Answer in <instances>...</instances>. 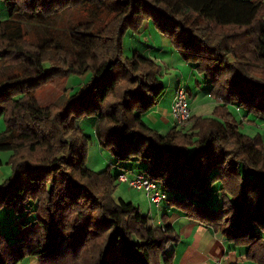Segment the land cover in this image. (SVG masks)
I'll use <instances>...</instances> for the list:
<instances>
[{"label":"trees","instance_id":"obj_1","mask_svg":"<svg viewBox=\"0 0 264 264\" xmlns=\"http://www.w3.org/2000/svg\"><path fill=\"white\" fill-rule=\"evenodd\" d=\"M3 1L8 17L0 19V61L22 69L0 77V117L7 125L0 150L13 151L0 207L20 214L14 241L0 233V264L29 257L77 264L84 255L92 264H174L167 253L180 240L174 226L152 227L133 202L116 199L118 173L111 165L101 172L87 166L88 136L71 123L82 116L97 120L101 144L118 160L145 162L140 172L183 195L172 197V205L264 264V143L243 133L227 109L237 104L264 119V0ZM69 7L91 19L72 24L64 37L56 21ZM103 13L112 22L101 26ZM148 19L220 102L213 116L193 115L188 127L174 125L165 135L143 119L165 92L161 65L123 54L126 29ZM29 31H36L32 40ZM89 70L92 79L63 109L39 104V86ZM217 184L219 207L209 202Z\"/></svg>","mask_w":264,"mask_h":264},{"label":"rangeland","instance_id":"obj_2","mask_svg":"<svg viewBox=\"0 0 264 264\" xmlns=\"http://www.w3.org/2000/svg\"><path fill=\"white\" fill-rule=\"evenodd\" d=\"M7 17V7L4 1L0 0V19H6ZM90 19L91 14L84 9L69 7L59 15L56 21V27L59 31H62L64 33L63 36L66 37L67 33H65V31L67 28L69 29L72 24L86 22ZM111 22L112 16L107 13H103L98 20L101 26L110 24ZM36 31H29L31 33L27 37V40H32L35 37ZM136 53L153 60L156 59V62L161 65L162 71L160 79L165 85V92L160 95V101L162 99H166L167 102L171 101V98H175V88L178 85L186 86L188 95L190 94L189 89L193 93L191 98L193 105H198V108H200L197 112V116H213V112L220 105V102L216 97L209 95L211 84L198 72L194 65L190 64L183 57L181 50L172 43L168 35L156 27L153 19L146 20L144 24L129 26L126 29L123 36V54L126 57H132ZM248 56L250 59L254 60L252 53H248ZM54 62L58 64L57 60H54ZM245 62H247V60H245ZM21 69L22 66L20 64H15L10 61L7 63H5V61H0V77L6 78V76L19 72ZM193 69L195 70L194 75L192 74ZM92 77V72L89 70L82 75H70L66 83L65 79L61 77L54 78L51 82L37 88L36 94L38 102L42 106H51L54 111L58 110V108L63 109L69 95L77 91L91 80ZM155 108H157V106L153 107L151 110L154 111ZM238 108L239 106L237 104L232 103L227 106L228 111L239 123L240 130L253 138L261 136L264 143V119L247 112L243 107H240V109ZM151 110L143 115L144 121L147 124L152 123V128L155 130L158 129L159 131H157L161 135L167 134L171 129V122L163 124L160 121L156 124L153 122L154 120L149 117L150 114L154 115ZM71 123L79 126L83 134L88 136L86 163L89 169L95 172H101L108 169L109 165H111L115 173V171L117 172L122 168L139 172L146 167L145 162L136 159H131L129 161L118 160L107 147L103 146L100 138V126L97 120L92 116L77 117L75 121L71 118ZM148 125L150 126L151 124ZM6 126L4 117H0V130L3 133L6 131ZM260 145L259 147H261ZM12 153V150H0V160L2 161L0 165V186H2L5 180L10 178L13 174V168L10 163ZM160 187L163 188L167 194V199L164 200L160 206L151 203L145 191L131 188L119 182L116 183L114 197L116 199L123 197L126 201L133 202L142 215L149 217L148 223L152 227L172 225V222L178 220L180 215L188 217L180 207L172 205L170 201L172 197L182 199L183 195L170 188H166L161 182ZM218 188V184L212 187L211 193L213 197L209 199V202L215 207L221 205L220 196L216 194ZM29 208L32 212L28 218L32 219L35 217V205L33 202L30 203ZM16 217H20V214H18L14 208L7 206L0 207V233L4 234L10 242L16 239V235L20 231V222H15ZM170 218L171 221L167 224ZM176 225V232L179 234V227L182 224L176 223ZM183 227L185 231V226ZM100 242L101 241L98 243ZM179 242L180 240L176 242L171 241L168 244L167 253L175 254L176 250H181V248L179 249L177 247ZM84 256L81 257L80 262H77V264H92L91 257L88 258V256ZM37 259L39 258L37 257ZM19 263H21V261Z\"/></svg>","mask_w":264,"mask_h":264},{"label":"crops","instance_id":"obj_3","mask_svg":"<svg viewBox=\"0 0 264 264\" xmlns=\"http://www.w3.org/2000/svg\"><path fill=\"white\" fill-rule=\"evenodd\" d=\"M154 60L157 61L156 59ZM194 73L195 70L193 69L192 74L194 75ZM180 86L181 85H178L175 88V93ZM189 92L191 94V97L189 94L190 107L193 115H197L200 108H198V105H193V101L191 100L193 93L190 89ZM170 100L169 102H167L166 99L159 100L156 105L157 108H155L154 111L151 110L154 115L150 114L149 117H151L156 124L160 121L163 124L171 122L172 128L174 126V120L171 112L174 98ZM148 124H151L150 126L152 127V123ZM123 169L127 168H122L119 171ZM119 171H115V173ZM179 217L178 220L172 222L175 229L177 226L176 223L182 224L178 231L180 242L177 245L181 250H176L174 254V264H217L219 260H221L223 264H255L246 258L245 247L234 246L221 233L215 231L203 222L190 219L183 215ZM170 221L171 218L168 220L167 224H169ZM183 226H185V231ZM19 264H40V261L37 257H29L22 260Z\"/></svg>","mask_w":264,"mask_h":264},{"label":"built area","instance_id":"obj_4","mask_svg":"<svg viewBox=\"0 0 264 264\" xmlns=\"http://www.w3.org/2000/svg\"><path fill=\"white\" fill-rule=\"evenodd\" d=\"M240 109V108H238ZM172 118L174 125L178 127H188L192 122L193 112L189 103L188 90L185 86H180L175 94L172 103ZM117 181L131 188L145 191L151 203L160 206L167 199V194L160 187V182L143 172H134L130 169H123L118 172ZM217 264H223L221 260Z\"/></svg>","mask_w":264,"mask_h":264}]
</instances>
